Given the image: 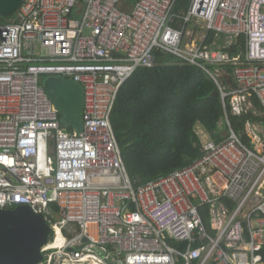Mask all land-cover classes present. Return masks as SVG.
Listing matches in <instances>:
<instances>
[{"label":"built area","instance_id":"2783aa9c","mask_svg":"<svg viewBox=\"0 0 264 264\" xmlns=\"http://www.w3.org/2000/svg\"><path fill=\"white\" fill-rule=\"evenodd\" d=\"M179 1L137 0L127 11L122 0H25L0 20V208L25 205L49 223L37 264H264V141L245 145L226 112L246 113L254 96L264 112V0ZM158 52L212 80L227 134L134 187L110 115ZM46 76L82 87L80 132L61 124ZM216 174L217 195L207 181Z\"/></svg>","mask_w":264,"mask_h":264},{"label":"trees","instance_id":"16d2710c","mask_svg":"<svg viewBox=\"0 0 264 264\" xmlns=\"http://www.w3.org/2000/svg\"><path fill=\"white\" fill-rule=\"evenodd\" d=\"M122 1L131 6L137 0ZM179 2L181 8L185 7L186 0ZM14 15L0 20L10 22ZM214 39V34H208L207 42ZM243 46V37L236 39L229 50L231 55H238ZM46 77H42L43 87L46 80L55 76ZM251 102L253 110L242 115H233L226 109L232 130L250 148L246 124L264 126V112L259 101L254 96ZM58 115L63 125L62 116ZM224 117L220 95L202 70L158 52L151 68H139L121 86L110 122L128 177L134 187H138L181 169L201 156L202 142L195 131L196 125H200L215 143L222 142L221 129L227 128ZM72 128L68 126L67 130L72 131ZM228 204L230 208L234 206L232 202ZM51 209L58 211L55 205ZM203 220L208 223L205 214ZM169 245L182 247L171 241ZM259 254L264 260V247Z\"/></svg>","mask_w":264,"mask_h":264},{"label":"water","instance_id":"95a60500","mask_svg":"<svg viewBox=\"0 0 264 264\" xmlns=\"http://www.w3.org/2000/svg\"><path fill=\"white\" fill-rule=\"evenodd\" d=\"M25 0H0V18L15 14ZM44 90L62 122L81 131L83 89L77 83L59 76L45 81ZM227 131L224 132V135ZM51 236L49 223L30 207L0 208V264H37L41 249Z\"/></svg>","mask_w":264,"mask_h":264},{"label":"crops","instance_id":"0c3cea01","mask_svg":"<svg viewBox=\"0 0 264 264\" xmlns=\"http://www.w3.org/2000/svg\"><path fill=\"white\" fill-rule=\"evenodd\" d=\"M131 8H132V5H131ZM250 110H253L252 102H251V107L248 109V112ZM225 126H226V124H225ZM226 129L225 128L224 129L223 128L221 129L222 130L223 137L225 136L224 135V132L226 131ZM245 131H246L247 136L251 140L252 149L259 150L260 149V146H261L260 143L264 141V126L263 125H260L258 123H251V124L250 123H247L246 126H245ZM208 140H211V139H208ZM205 141H207V140H205Z\"/></svg>","mask_w":264,"mask_h":264},{"label":"bare ground","instance_id":"6f19581e","mask_svg":"<svg viewBox=\"0 0 264 264\" xmlns=\"http://www.w3.org/2000/svg\"><path fill=\"white\" fill-rule=\"evenodd\" d=\"M217 178L221 179L220 182L217 181ZM207 181L209 182L210 190L212 193H215L216 195L222 194L225 188V181L220 174H216L215 176L212 175Z\"/></svg>","mask_w":264,"mask_h":264},{"label":"rangeland","instance_id":"374dc122","mask_svg":"<svg viewBox=\"0 0 264 264\" xmlns=\"http://www.w3.org/2000/svg\"><path fill=\"white\" fill-rule=\"evenodd\" d=\"M125 3H126V2L122 1V8H123L124 10H129V9H131V6H130V5L127 6ZM46 78H47V77H46ZM46 78H44V81L46 80ZM63 126H64L65 128H67L69 125L63 123ZM195 131H196V133L198 134V136L200 137L201 142H204L205 140H208V139H209V136L207 135V133L204 131V129H203L200 125H196Z\"/></svg>","mask_w":264,"mask_h":264}]
</instances>
